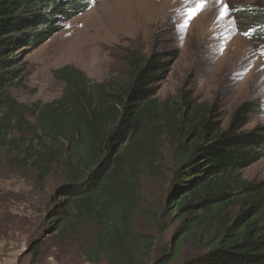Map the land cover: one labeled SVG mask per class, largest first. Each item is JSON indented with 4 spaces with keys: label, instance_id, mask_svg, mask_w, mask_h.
Listing matches in <instances>:
<instances>
[{
    "label": "trees",
    "instance_id": "obj_1",
    "mask_svg": "<svg viewBox=\"0 0 264 264\" xmlns=\"http://www.w3.org/2000/svg\"><path fill=\"white\" fill-rule=\"evenodd\" d=\"M93 1L0 0V144L20 135L13 143L26 146L21 140L28 131L32 139L18 161L41 184L55 171L65 184L43 226L66 236L92 223L91 244L82 252L91 264H264V188L242 176L264 159V131H242L259 113L254 103L242 104L227 129L212 110L185 97L159 104L157 54L129 58L121 85L93 82L69 66L56 72L65 87L54 103L28 110L12 97L22 53L48 42L61 22ZM247 17L254 30L246 37L264 40V11ZM23 110L36 116L38 127L22 118ZM164 136L173 141L174 168L160 212L153 213L140 178L143 168L155 170ZM157 232H171L170 243ZM187 246L200 251L183 261Z\"/></svg>",
    "mask_w": 264,
    "mask_h": 264
},
{
    "label": "rangeland",
    "instance_id": "obj_2",
    "mask_svg": "<svg viewBox=\"0 0 264 264\" xmlns=\"http://www.w3.org/2000/svg\"><path fill=\"white\" fill-rule=\"evenodd\" d=\"M90 5L61 22L48 42L24 57L22 53L20 81L18 77L11 89L17 103L33 110L59 100L65 85L56 72L64 67H74L96 83L121 85L128 80L129 58L157 54L162 60L154 86L159 104L173 105L185 97V102L212 110L214 121L227 129L235 111L251 102L260 107L259 113L242 131H264V40L245 35L254 30L246 26L247 15L264 11V0H94ZM224 5L229 14L222 18ZM187 19L185 30L182 24ZM22 118L38 127L31 111L23 110ZM17 139L21 136L13 135L7 147L0 144V264H91L82 252L91 244L89 231L95 226L87 223L66 236L58 228L45 229V215L65 185L63 176L55 171L41 184L38 175L18 161L32 136L26 131L21 140L26 146L14 144ZM172 143L165 136L160 139L162 154L155 170L143 168L140 178V193L153 213L160 212L173 174ZM242 176L264 188V159ZM156 234L168 243L173 237L171 232L164 237ZM33 247H39L38 253H32ZM198 250L185 247L182 260Z\"/></svg>",
    "mask_w": 264,
    "mask_h": 264
},
{
    "label": "snow or ice",
    "instance_id": "obj_3",
    "mask_svg": "<svg viewBox=\"0 0 264 264\" xmlns=\"http://www.w3.org/2000/svg\"><path fill=\"white\" fill-rule=\"evenodd\" d=\"M204 0H201V3H203ZM229 14V9L227 8V5H224L221 9V17H227ZM190 15H195V13H191ZM190 22V19H187L183 22L182 27L186 30L187 24ZM247 34V33H245Z\"/></svg>",
    "mask_w": 264,
    "mask_h": 264
}]
</instances>
